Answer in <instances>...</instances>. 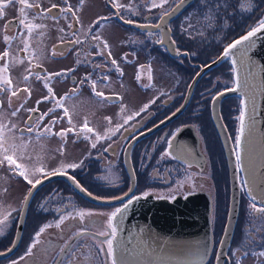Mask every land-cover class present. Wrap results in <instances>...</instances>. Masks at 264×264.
<instances>
[{
  "label": "flooded vegetation",
  "instance_id": "1",
  "mask_svg": "<svg viewBox=\"0 0 264 264\" xmlns=\"http://www.w3.org/2000/svg\"><path fill=\"white\" fill-rule=\"evenodd\" d=\"M29 2L32 3V0ZM218 2H226L227 5L235 4V0H217L214 1V6ZM102 4L112 9L111 14L102 17L104 18L102 22L111 20L132 28L133 35L130 39L133 44L131 41L130 43L134 50L130 56L132 58L130 63L136 65L135 71H137V40H139L140 47L144 46L150 52L159 50L165 55H170L166 46L157 42L163 40L161 30L152 27V25L159 24L162 15L154 13L137 18L136 6L133 9V17L126 18L123 15L124 8L119 10L113 8L110 0H105ZM56 5L58 7L53 9L50 14L43 12L46 7L43 8L42 5L39 9L35 7L26 9V14L29 18L35 16V23L43 25L46 24V21L56 20L64 15H72L71 33L73 36L81 26L73 7H71V12H64L63 9L66 7ZM15 7L14 4L9 6L6 9L5 17L0 19V53L5 50L10 52L9 58L0 60V67L7 66L8 72L0 73V75L8 76L12 80V85H0V123L6 126L5 139L8 144L17 145V163L25 165L30 172L40 167L44 171L36 173V176H30L34 181L36 178L41 180L40 184L32 188L17 171L13 170V165H9L7 161L0 164V213L11 212L5 225L0 226L3 227V234L0 235V264H13V262L16 264H102L107 254L100 252L99 244L111 237L97 234L105 231L110 233V229H108L110 214L121 208L127 201L137 196L149 195L174 199L177 196L205 191L197 187L194 189L188 184L184 186L182 182L188 176L189 168L200 174L205 172L208 159L201 146L205 137L203 130L209 132L212 129V134L216 137L219 145H222L212 118V103L219 93L233 86L231 62L230 60L222 61L226 63L227 70L224 69L215 74L211 83H207L202 89L198 88L202 80L201 77L185 110L169 123L157 126L162 120H166L182 107L192 81L190 83L187 81L186 85H189L186 93L177 97L149 101L141 97L137 98L136 92V94L126 95L130 98V102H127L126 96L121 95L122 92H108L110 86L116 85L122 89L127 87L126 83L119 79L121 73L117 70V65L111 63L112 59H115L119 69L124 70L125 63L121 60L120 52L116 53L114 49H111L114 44L110 37L115 35L109 32H107L109 34H104V30L101 41L93 40L91 34L85 45H79L80 43L70 42L77 39L75 36L62 41L57 39L58 36L53 32L42 28L35 31L42 32L43 35L46 32L49 37L43 38V42H37L32 37L35 34L34 31L29 39V52H24L21 49L24 48L22 40L26 38V30L18 23L20 6ZM50 7L51 5L47 8ZM254 9L259 10L252 16L254 18L252 21H247L237 32L225 36L218 42L221 54L232 41L245 34L264 16V0H252L251 10L240 8L239 11L252 13ZM186 10L176 19L184 15ZM121 17L125 20H132L136 25H126ZM8 21L12 22V27L5 29L4 25ZM76 21L77 27L75 26ZM108 25L100 27L105 28ZM143 25H147V27H143ZM171 28L173 41L175 39L177 43L176 45L174 41L175 47L177 50L181 48V53H176L175 59L179 61L180 67L181 65L185 66L186 74L190 51L184 47L182 42H178L174 20ZM21 32L25 33V37L19 35ZM4 35L16 38L5 42ZM104 41L107 42L108 48H104ZM124 41L122 39L119 44L121 45ZM77 48H80L81 55L78 56L79 53L72 55V51ZM109 51L112 53L111 57L107 54ZM100 52H103V55H99ZM71 55L73 60L65 68L61 61ZM31 57L38 58L39 61L30 60ZM171 58L174 60V57L171 56ZM20 61L30 62L23 68L18 63ZM147 64L150 63H144V65ZM69 69H74V71H67ZM57 72L64 74L53 75ZM37 74L41 79H37ZM25 75L29 76L28 80L24 79ZM86 75L91 79H85ZM104 76L109 79H102ZM111 76H114L113 79H110ZM45 79H47L48 87L53 90L51 95L48 92V87H45ZM93 81H95V90L92 87ZM134 84L137 87V77ZM5 87L8 91L3 90ZM13 88L17 90L28 88L31 95L21 91L17 97H12L11 90ZM96 92H102L104 95L97 96ZM85 94L92 102L100 103L103 109H100L97 104L74 101ZM45 96L50 98L44 100ZM230 98L231 96L221 101L220 110L228 132L236 143L235 138L238 136L239 128L238 101L237 97H234L232 101ZM37 101L42 102L38 104ZM152 102H154L153 108L149 109ZM22 104L23 107H20ZM61 104L63 107L60 106ZM145 105L148 106L149 111L140 115ZM30 108H38L39 111H27ZM50 109H54V111H50ZM64 109L68 110V115H65ZM13 111H16L15 116L12 115ZM130 111L133 114L128 115L127 113ZM78 112L82 113L81 122L77 120ZM43 113H47V115L43 120H38L37 117ZM29 116L33 119L29 120ZM69 117L71 123H69ZM53 118L56 119L55 125L50 124ZM62 120L66 124L63 130L70 128L75 130L67 132L65 136L56 135L55 133L61 132ZM85 120L93 132L78 130L82 128ZM109 123H112V127L109 126ZM45 126H50L52 132L45 133ZM30 127L33 129L32 131L28 130ZM109 129L112 131L110 132ZM97 134L101 137L100 139H97ZM178 134H180L179 139L176 138ZM85 136L88 138L85 139ZM106 136L107 138H104ZM93 143L96 144L95 148L92 147ZM197 146L201 153L198 152ZM82 148H85L87 157L86 172L97 176L96 182L89 183V186L83 184L84 178L89 174L77 173V167H67L70 164L78 165V154ZM126 156H129L131 163L128 159L129 163L127 164ZM107 166L112 169L110 175L115 176L112 182L103 177ZM53 171L57 174L52 175ZM61 174H65L69 178L74 177L89 193L96 197L117 201L126 195L129 197L124 202L116 201L112 204L100 205L80 195L92 207L88 209L85 206L78 209L77 195L79 193L71 184L70 179L60 176ZM30 190L31 195L29 196ZM26 198L27 203H24ZM246 202L250 203L248 199ZM81 211L85 213L83 219L78 215ZM246 213L248 215L247 222H250L252 226L260 217L264 220L263 214L253 213L251 208L246 209ZM62 218L63 223L56 227ZM112 223L114 224V220ZM45 225H51V227L46 228L39 235L37 243V233ZM34 243L35 247H32ZM104 247L107 246L104 245ZM30 248L31 253L29 254ZM108 264H110V258Z\"/></svg>",
  "mask_w": 264,
  "mask_h": 264
},
{
  "label": "rangeland",
  "instance_id": "2",
  "mask_svg": "<svg viewBox=\"0 0 264 264\" xmlns=\"http://www.w3.org/2000/svg\"><path fill=\"white\" fill-rule=\"evenodd\" d=\"M117 1L122 5L130 6L124 8L125 13H123V15L126 18L133 17V9L136 6L137 18H140L154 13L161 16L165 10L169 12L178 3L181 2V0H169V3L165 5L164 9H161L152 8V0ZM214 1L217 0H190V3L185 8V10L187 9L185 14L181 15L179 19L174 18V29L179 39L178 42H182L184 44V47L188 51H190L189 65H187L188 71L186 72V74L184 69L185 66L181 65L180 67V63L175 59V57L173 60L171 58V55H169V57L159 50H157L158 52H150V50L145 48L144 46L140 47L139 40H137V71H135L136 65H131L130 63V60L132 59L130 56L134 50L131 46V43L133 44V41L130 39L133 35L131 33L132 28H128L125 25L118 24L115 21L111 20L102 22L101 18L104 15H109L112 13L111 8L103 6L102 3H104L105 0H83V3H81V0H32V3H39L43 6V8L46 7L45 10L52 4H59L64 7H73L74 13L79 18L81 24L79 31L76 34H73V36L77 37L81 41L79 45H85L91 34L93 36L98 35L102 40L104 30V34L109 32L110 34L115 35L110 37L114 44L111 49H114V52L116 53L120 52L119 55L121 57V60H123L122 62L125 63L124 70L122 71L123 75H120L119 79L123 80L126 83L127 87H125V89H122L120 87H116V85L113 86L114 88L110 86L108 92H122L121 95L124 94L125 96L128 94H136L137 92V98L141 97L144 100L150 101L151 99L156 100L159 98L162 99L167 97H177L182 93H186L187 87L189 85H186L187 81H189L190 83V81L194 79L197 73L201 70L200 67L206 66L207 64H209V62L212 63L218 60L222 55L221 51H219L218 48V42L225 36L237 32L243 25L246 24L247 21H252L254 19L252 16L259 10L254 9L252 13L240 12L239 9L241 8L240 5L242 0H235V4L233 5H227L226 2H218L216 6H214ZM157 2H159V0H157ZM14 6L17 7L18 4H14ZM183 12H181L180 14H182ZM72 18V15H64L56 20L46 21L45 29L51 33L53 32L54 34H56L58 36L57 39H60L62 41L69 40V38H73L71 33V29L73 27ZM121 19L126 25L131 24L127 23L128 20H125L123 18ZM261 19H264V17H262ZM172 22L173 21L170 22V30L173 28H171ZM107 24L109 25L105 28L100 27ZM69 25H71V27H69ZM61 28L64 29L63 32L60 31ZM40 33L38 31H35V34H33L32 36L33 39L37 42H43V38L49 37L48 33L46 32L42 36L40 35ZM171 34H173L172 31ZM122 39L125 41L120 45L119 42ZM163 50L166 51L165 49ZM32 52L35 53L34 51ZM79 52L80 48H77L72 51V55H76ZM177 52L181 53V48H179ZM72 55L62 59V66L67 68L69 64H71L73 60ZM77 55L80 56L81 53ZM125 57L127 58L125 59ZM30 60L39 61L38 58L33 57H31ZM29 62L18 63L21 67L24 68L25 65H29ZM148 62L150 64L144 65V63ZM222 63V61L218 62L217 65L204 73V75L202 76V80L198 85V88L202 89L207 83H211V81L213 80V76H215V74H217L218 72H221L224 69L225 71L227 70L226 63ZM141 66H143V68H141ZM136 73L137 76H140V79H137V87L134 84L136 83ZM113 77L114 76H111L110 79H113ZM133 84L134 87H132ZM118 88H120L121 91ZM230 96V101H232L235 95H229L227 97ZM125 100L127 102H130L129 96H126ZM74 101H84L92 104H97L95 102H92L86 94L75 99ZM153 103L154 102L151 103L149 109L153 108ZM97 105L100 109H103L100 103ZM143 109L144 110L141 111L140 115H143L149 111V109H145V107ZM84 110L86 111V108ZM127 114L131 115L133 114V112L130 111ZM77 120L78 122H81V112L77 113ZM164 121L165 119L162 120L157 126L162 125ZM65 126L66 124L62 120L61 131L65 128ZM109 126L112 127V123H109ZM78 130L81 131V129ZM203 132L205 137L201 143V146L203 148V151L206 152L208 159L205 172L203 174H200L199 172H194L193 169L189 168L188 176L183 180L182 184L184 186L186 184L191 185L194 189L197 187L201 190L208 191L213 199L212 224L214 246L210 260L206 264H214L217 247L222 238L229 212L231 175L225 151L222 145H219L214 134H212L213 130L211 129L209 132L208 130H203ZM86 159L87 157L85 155V148H82L81 152L78 154L77 173L89 174V176L84 178L83 181L84 185L88 184L89 186V183L93 184L94 182H96L95 178L97 176H92L91 173L86 172ZM105 169L106 172H104L103 175L104 179L112 182L115 179V176L110 175L112 169L110 168V166H107ZM77 198L78 209H81V207L85 206L88 207V209L92 207L91 204L87 203L86 200H84L79 194L77 195ZM256 206L262 207L259 204H256ZM246 209H250V203H247L245 196H243L241 200L239 220L231 242L232 248L230 252L228 251V260L226 264H237V261H239L240 264H264V257L257 258V256L254 255V253L264 251V220L260 217V219L255 221L256 224L252 226L250 222H247L246 218L248 215L246 213ZM237 249H240V252H237ZM244 251L248 252L246 256L243 255Z\"/></svg>",
  "mask_w": 264,
  "mask_h": 264
},
{
  "label": "water",
  "instance_id": "3",
  "mask_svg": "<svg viewBox=\"0 0 264 264\" xmlns=\"http://www.w3.org/2000/svg\"><path fill=\"white\" fill-rule=\"evenodd\" d=\"M189 3L190 0H183V3H178L169 11L170 15H162L160 27L157 28L163 34L162 44L166 46L172 57H177L178 52L171 34L170 22L183 12ZM75 26L77 27V21ZM245 48L247 53L242 55V50ZM227 58H230L235 70L234 80L239 72L242 83L241 88L235 92L225 90L223 96L219 93L212 103V118L231 175L229 212L214 264H226L228 260V251L239 220L243 192L252 203L264 207V30L258 32L248 42L232 49L227 57L223 52L218 60L201 66V70L190 84L182 107L161 125L169 123L185 110L204 73ZM233 60H236V63H233ZM229 95L240 96L241 101L247 99L246 129L239 144L233 142L221 115L220 103ZM241 106L243 108L242 104ZM179 136L180 134L176 138L179 139ZM197 147L198 152L201 153L199 146ZM236 151L241 153L239 166ZM128 159L129 156H126L127 164ZM60 176L69 178L65 174ZM69 179L79 195L93 203L107 205L117 201L89 195L76 179L75 181ZM248 189L251 191L249 192ZM253 196L256 197L254 201ZM128 197L126 195L117 202H124ZM131 201L130 204L129 201L125 203L128 204L127 209L118 214L114 220L117 234L113 243L118 264H206L208 262L213 250V199L209 193L195 192L174 199L157 198L153 195L137 196Z\"/></svg>",
  "mask_w": 264,
  "mask_h": 264
},
{
  "label": "snow or ice",
  "instance_id": "4",
  "mask_svg": "<svg viewBox=\"0 0 264 264\" xmlns=\"http://www.w3.org/2000/svg\"><path fill=\"white\" fill-rule=\"evenodd\" d=\"M110 2L112 3V7L119 10L121 8H125V7H130V6H126V5H122L120 3L117 2V0H110ZM81 3H83V0H81ZM169 3V0H159V2H157V0H152L151 3V7L152 8H161L164 9L165 5ZM181 3H183V0H181ZM13 4H18L19 7V17H18V23L23 26V28L26 30V38L22 40V43L24 44V48L21 49V51L24 52H29L30 49V43H29V39L31 38L33 32L37 29H42L45 28L46 25L43 24H37L35 23V19L36 17L33 16L32 18H29L28 15L26 14V9H31L33 7L39 9L40 5L37 3H30L29 0H0V19H3L5 17L6 14V9L13 5ZM58 6L56 4H52L50 8H47L46 10H43L44 13L46 14H50L53 9H56ZM240 7L242 9L245 10H251L252 8V0H243V2L241 3ZM64 12H71V6H68L66 8L63 9ZM171 13L168 12L167 10H165L163 12V16H167L170 15ZM53 19H56L55 17H52ZM123 18V17H121ZM79 18L77 17V20ZM104 19V18H101ZM127 23H133L132 20H128ZM12 27V22L8 21L7 23H5L4 28L8 29ZM69 27H71V25H69ZM143 27H147V25H143ZM152 27H156L159 28L160 25L159 24H155L152 25ZM262 30H264V19H260L257 24L253 27L250 28V30L247 32L246 35L242 36L240 39L236 40L235 42L231 43L230 45H228V47L224 50V56L227 57L232 49H236L239 45L244 44L245 42H248L250 40V38L254 37L258 32H261ZM61 32L64 31V29H60ZM202 34V33H201ZM19 35L21 37H25V33L21 32L19 33ZM40 35L42 36L43 33H40ZM16 37H9L7 35L3 36V39L5 42H9L13 39H15ZM93 40H101V37H99L98 35H94L92 37ZM72 43H81V41L77 38L74 41H70ZM158 43H163V40H158ZM103 46L104 48H108V44L106 41L103 42ZM97 47H99V45H97ZM248 47H251V45H248ZM55 51V50H54ZM247 53V48L242 50V55H246ZM31 54V53H30ZM99 55H103V52L98 53ZM108 56L111 57L112 53L109 51ZM10 57V52L9 50H5L2 53H0V60H6V58ZM127 57H125L126 59ZM21 63L23 61H20ZM79 63V61H78ZM111 63L113 65H117V70L120 71L121 75H123L122 70L119 69V66L117 64V61L115 59H112ZM233 63H236V60H233ZM141 68H143V66H141ZM67 71H74V69H69ZM235 71V70H234ZM8 72V67L4 66V67H0V73H7ZM31 74V73H29ZM63 72H57V73H53V75L56 76H60L63 75ZM25 80L29 79L28 75L24 76ZM37 79H41V77L37 74ZM85 79H91L90 76H85ZM102 79L104 80H108L109 78L107 76L102 77ZM137 79H140V76H137ZM83 82V81H81ZM234 85L235 87L232 88H228L226 89V91H230V92H235L237 91V89L241 88V79L239 76V72H237L236 74V79L234 80ZM0 85H12V80L10 77L8 76H4V75H0ZM45 87H48L47 85V79H45ZM92 87L93 90H95V81L92 82ZM4 91H8L7 87H5L3 89ZM25 92L27 93L29 96L31 95V92L28 88H24L22 90H17L15 88H13L11 90V96L12 97H17L19 95V92ZM52 89L50 87H48V92L51 95L52 94ZM225 93L221 92L220 95L223 96ZM97 96H103L104 94L102 92H96ZM49 96H45L43 99L47 100L49 99ZM11 102V101H9ZM42 101H37V103H41ZM241 104L243 105V108L240 112L239 117H237L238 121H239V130H238V136L235 138L236 142L239 144L244 137L245 134V129H246V124H245V117H246V113L248 110V104H247V99H244L241 101ZM61 107H63V105H60ZM23 107V104L20 106ZM145 109L148 107L147 105L144 106ZM144 110V109H142ZM27 111L29 112H38L39 109L38 108H30L27 109ZM50 111H54V109H50ZM65 115H68V110L64 109ZM12 115L15 116L16 115V111L12 112ZM47 115V113H43L41 114V116L37 117L38 120H43L44 116ZM29 120H32L33 118L31 116H29L28 118ZM110 120V118H108ZM129 119H131V117H129ZM127 122V121H125ZM56 123V119L53 118L50 121L51 125H55ZM69 123H71V118L69 117ZM5 125H3L2 123H0V164H3L5 161H7V163L9 165H13L14 166V171H17L19 173L20 176H22L24 178L25 181H27V183L29 185L32 186V188H35L37 184L41 183V180L39 178H36L35 181L30 178V176H36V173L39 172H43L44 169L42 167L40 168H36L34 170H32L31 172L29 171V169L20 163H17V158H16V150H17V145L15 144H8L7 140L5 139ZM29 131H32L33 129L30 127L28 129ZM74 128H70L67 130H62L60 133H55L56 135H60V136H65L67 132L69 131H74ZM81 131L84 132H93V129L90 128L88 126V122L87 120L84 121V124L81 128ZM109 131L111 132L112 129H109ZM44 132L45 133H51L52 132V128L50 126H45L44 127ZM88 137L85 136V139H87ZM101 137L99 136V134H97V139H100ZM104 138H107L104 137ZM92 147L95 148L96 144L93 143ZM22 158V157H21ZM241 159V153L239 151H236V160L238 162V166H239V161ZM67 167L69 168H75L78 167V165L76 164H70L67 165ZM52 175L57 174V172L53 171L51 173ZM72 179L75 181V178L72 177ZM78 184V182H77ZM79 186V185H78ZM248 191L250 192L251 189H248ZM28 195H31V190L29 191ZM89 195H91V193H89ZM145 195H147V193H145ZM256 199L255 196L252 197V200L254 201ZM132 201L129 200L128 204H130ZM27 203V198L25 199V202ZM128 204H125L123 208H118L116 209L115 212L110 214V220L108 222V229H110V233L108 231L105 232H100L97 235L100 236H105V237H111V238H106L104 241L100 242L99 244V250L100 252H106L107 256L105 258V260L102 262V264H108V259L110 258V264H118V259L116 256V249L114 246L113 241L116 238V234H117V227L112 223L113 220H115V218L117 217L118 214L122 213L123 211H125L128 207ZM250 208L253 210V213H260V214H264V207H257L255 203H251L250 202ZM90 214V213H89ZM11 215V212L8 211L7 213H0V226L5 225V221L8 219V216ZM78 215L80 216L81 219H83V217L85 216V213L83 211L79 212ZM60 223H63V218L60 220L59 223L56 224V227L60 226ZM51 227V225H45L44 227H42L39 232L37 233V240L36 242L38 243V237L41 233H43L45 231L46 228ZM3 234V227H0V235ZM251 238V237H250ZM104 245H106L107 247L105 248ZM32 247H35V243L32 245ZM65 247H67V245H65ZM29 254L31 253V248L28 250ZM237 252H240V249H237ZM248 252L244 251L243 255H247ZM254 255L257 256V258L259 257H264V251L259 252V253H254ZM23 259V257H22ZM13 264H16V262H13ZM237 264H240L239 261H237Z\"/></svg>",
  "mask_w": 264,
  "mask_h": 264
},
{
  "label": "trees",
  "instance_id": "5",
  "mask_svg": "<svg viewBox=\"0 0 264 264\" xmlns=\"http://www.w3.org/2000/svg\"><path fill=\"white\" fill-rule=\"evenodd\" d=\"M247 199V198H246Z\"/></svg>",
  "mask_w": 264,
  "mask_h": 264
}]
</instances>
